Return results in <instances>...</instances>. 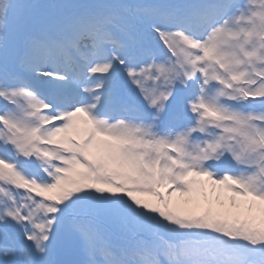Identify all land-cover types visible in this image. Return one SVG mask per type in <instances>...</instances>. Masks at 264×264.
<instances>
[{"label":"snow or ice","instance_id":"1","mask_svg":"<svg viewBox=\"0 0 264 264\" xmlns=\"http://www.w3.org/2000/svg\"><path fill=\"white\" fill-rule=\"evenodd\" d=\"M0 264H264V0H0Z\"/></svg>","mask_w":264,"mask_h":264},{"label":"rangeland","instance_id":"2","mask_svg":"<svg viewBox=\"0 0 264 264\" xmlns=\"http://www.w3.org/2000/svg\"><path fill=\"white\" fill-rule=\"evenodd\" d=\"M37 2H38V3H41V4H46V3H51L52 0H37ZM174 199L179 200V199H181V198H179V197H174ZM185 210H187V211H191V213H193V212H192L193 210H194L195 212H197V213L200 211V213H201V212H203L204 208H203V207H200V208H195V209H193L191 206H185L183 209H181V211H183V212H186Z\"/></svg>","mask_w":264,"mask_h":264},{"label":"trees","instance_id":"3","mask_svg":"<svg viewBox=\"0 0 264 264\" xmlns=\"http://www.w3.org/2000/svg\"><path fill=\"white\" fill-rule=\"evenodd\" d=\"M144 200H146V199H144ZM185 211L188 212V213H191V211H187V210H185ZM191 214L199 215L200 213H191Z\"/></svg>","mask_w":264,"mask_h":264}]
</instances>
